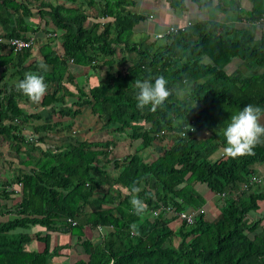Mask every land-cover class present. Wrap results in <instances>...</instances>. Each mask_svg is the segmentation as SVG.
I'll list each match as a JSON object with an SVG mask.
<instances>
[{
  "label": "trees",
  "instance_id": "1",
  "mask_svg": "<svg viewBox=\"0 0 264 264\" xmlns=\"http://www.w3.org/2000/svg\"><path fill=\"white\" fill-rule=\"evenodd\" d=\"M163 1L182 14L199 13L212 0ZM213 1L216 13L235 9L244 26L188 17L155 37L152 21L150 33L135 39L134 26L149 14L134 0H0V36L33 34L37 53L30 57L33 44L13 52L0 43V69L9 73L0 83V142L17 155L11 176L0 181V214H12L0 220V264H48L69 246L78 257L64 264H264V222L252 214L264 190L241 189L253 164L264 163V142L254 155L211 158L224 150L231 115L247 104L264 108V29L257 36L253 30L264 0H248L249 10L235 0ZM232 60L239 63L228 71ZM87 70L96 82L84 86L76 79ZM29 72L43 75L48 89L27 109L30 100L16 84ZM159 75L172 95L155 111L137 108L135 81ZM84 111L97 131L124 134L133 150L116 157V138L71 131ZM49 132L64 137L46 146ZM7 183L19 191L5 190ZM133 185L141 191L132 193ZM202 187L211 193V218ZM133 195L146 204L141 215ZM160 206L203 211L187 225ZM33 225L44 233H10ZM52 231L67 234L66 241L52 246ZM31 239L42 248L22 249Z\"/></svg>",
  "mask_w": 264,
  "mask_h": 264
},
{
  "label": "rangeland",
  "instance_id": "2",
  "mask_svg": "<svg viewBox=\"0 0 264 264\" xmlns=\"http://www.w3.org/2000/svg\"><path fill=\"white\" fill-rule=\"evenodd\" d=\"M136 2V5H135V9L143 12L144 14H151L152 15V18H146L145 20L143 21H140L139 23H137V25H135L134 27V30H133V34H132V37L135 38V39H138V38H141V37H144L147 32H148V23L149 22H155L161 26L162 28L160 29V31H158L157 33H160L163 31V29L166 27V26H170L171 23H178L179 20H184L185 18H187L188 16H190L191 18H195V17H205V16H211V17H216L220 20H227L228 19H232V20H227L229 24H231L232 26H239V27H242L244 26L243 22H238L236 20V10L233 9V10H228L226 11L225 13H216L214 11V8H211L210 3L211 1H209L207 4H206V7L208 8H204L205 5L201 6L200 8V12L199 13H194V12H185V13H182V14H179L177 12H173V11H167L165 8H167L165 6V3L163 0H134ZM154 8H159L157 10H155ZM164 8V9H163ZM152 19V20H151ZM176 19V20H175ZM235 21H237V23L235 24ZM247 26H249V23H247ZM150 33V32H148ZM151 33H155V32H151ZM156 33V34H157ZM159 41H157L158 43ZM36 43V41L33 42V45L34 46ZM38 44V42H37ZM33 52H32V58H35L37 57V53H36V46H34L33 48ZM238 61H235V60H232V65L231 66H228V71L232 70L233 68H235V66H237V63ZM12 79V78H11ZM79 84H82L84 86L86 85H89L91 83H95L96 80L93 79V80H86V76L82 74V76H78L77 79H76ZM85 89H87L85 87ZM179 93H182V92H179ZM42 114L45 115L46 112H41ZM86 113V114H85ZM84 114V115H83ZM83 115V116H82ZM87 112H83L81 113V116L82 118H79L77 121H75L72 129L74 130H77L79 133L81 134H86V137H90L92 136L93 138H100V139H104L106 137H113L116 136V139H117V142L116 145L113 147V150H112V154L116 157H121L123 155H125L126 153L130 152L133 150L132 146L129 145V139L128 138H125V136H123L124 134H119L117 135L116 133H113L110 135L111 132H108L110 131V129H102L101 131H97V129H95L98 125V123H95V120L89 116H87ZM88 122L91 123V128L89 130H85V125H82L84 123H87ZM86 124V125H87ZM94 129V130H93ZM76 131V132H77ZM60 134V133H58ZM61 136V135H60ZM58 138V137H56ZM52 139V138H47L44 140V145H55L57 142H59L58 139ZM62 138V137H60ZM6 142L3 143V148L5 149L7 146H6ZM8 148V147H7ZM8 151V150H7ZM221 152H223L222 149H218L216 152H214L212 155H211V158H215L217 157ZM34 153L36 154L37 151H34ZM156 153L154 152L153 155H155ZM11 158V157H10ZM13 161H15L16 157L13 156ZM19 191V190H17ZM207 189L205 187H202L200 188V192L203 194V195H206V192ZM209 194L207 195L206 198H208ZM211 200L212 199H209L208 198V202L207 204L209 205L208 207H205L206 209V215L208 217H213V212L211 211V208L212 206L210 205L211 204ZM253 214V217H255L254 213ZM12 214L11 213H5V214H0V220H3V219H6V218H9L11 217ZM24 231H27V232H34V231H40L41 233H44V228H41L39 226H36V225H33V226H29L27 228H16L14 230H12L10 233L13 234V235H16L18 232H24ZM88 232V230H87ZM52 238H51V245H56L57 243L58 244H62L63 242H65L66 240V234L65 233H62V232H59V231H52ZM50 236V237H51ZM87 236L93 238V235H91L89 232L87 233ZM14 237V236H13ZM71 240H73V236H71L69 238V242H71ZM95 240V239H94ZM177 241L175 240L174 243H176ZM42 245L43 243L36 240V239H31L30 241H27L25 244H21V247L22 249H25V250H39L42 248ZM72 247L69 246V248H66V249H63L64 253L67 255L66 257L65 256H57V257H53L49 262L48 264H64V262H67V261H72L74 260L76 257H78L74 251L71 249Z\"/></svg>",
  "mask_w": 264,
  "mask_h": 264
},
{
  "label": "clouds",
  "instance_id": "3",
  "mask_svg": "<svg viewBox=\"0 0 264 264\" xmlns=\"http://www.w3.org/2000/svg\"><path fill=\"white\" fill-rule=\"evenodd\" d=\"M38 67L47 70L46 65L41 63ZM168 81L163 75L155 78L137 79L135 88L138 92L135 95L137 108L143 110L150 106L151 111H155L159 106L172 95L167 87ZM17 91L21 92L31 102L39 103L45 96L48 85L45 83L43 75L37 72L25 73L24 78L16 84ZM196 106V105H195ZM194 106V107H195ZM264 108L258 105L247 104L241 110L230 117V121L222 130V135L226 140L224 154L231 158H237L245 155H254V148L262 143L264 137V124L260 123ZM190 130L195 131L190 127ZM132 193H139L141 188L133 185L130 189ZM133 211L136 215H141L146 210L144 201L133 195L130 201ZM101 226H98L100 228ZM130 229L136 231V225H130ZM139 234L138 232L136 233Z\"/></svg>",
  "mask_w": 264,
  "mask_h": 264
},
{
  "label": "crops",
  "instance_id": "4",
  "mask_svg": "<svg viewBox=\"0 0 264 264\" xmlns=\"http://www.w3.org/2000/svg\"><path fill=\"white\" fill-rule=\"evenodd\" d=\"M213 1V0H212ZM210 3L209 6H211V8H213V4H214V1ZM236 2V5H237V8H243L244 10H249L250 9V3L248 0H235ZM206 7V5L204 6V8ZM208 8V7H206ZM155 10L159 9V8H154ZM164 9V8H163ZM166 9V8H165ZM168 11V10H167ZM190 17V16H188ZM187 17V18H188ZM148 18H152L151 14L148 15ZM232 20V19H231ZM238 21V20H237ZM237 21H235V24L237 23ZM239 22V21H238ZM257 24H260V25H257ZM255 24L256 26L253 28V30L255 31V36H257L259 34V27L263 26V29H264V17L261 18L260 20V23H257ZM137 25V24H136ZM135 27V26H134ZM162 27L159 26L157 23H155L152 27V29L150 30V32H158L160 31ZM31 57V56H30ZM32 58V57H31ZM237 61V60H235ZM238 63V62H237ZM72 69H76L77 70V67H72ZM0 75L3 76V79L0 80V83L1 81H5V80H8L9 79V73L6 72L4 74V71H2L0 69ZM92 75V72L91 70H87L85 76H86V80L87 79H90L89 77ZM27 105L26 108H32L34 106L33 102L29 101L26 103ZM87 123H84L82 125H85V130L87 132V130H89L91 128V123L88 122V124L86 125ZM74 125V124H73ZM74 130V129H71V131ZM74 131H77V130H74ZM113 134V133H112ZM61 135V136H60ZM85 137H86V134H83ZM118 135V134H117ZM58 137V138H56ZM60 137H64L63 134H58V133H48L46 134V136L44 137V140L47 139V138H52V139H58V140H62V138ZM92 137V136H90ZM112 138H116V136L113 135ZM4 143V142H3ZM3 143L0 142V181H5L6 179H8L10 176H11V173L12 171L14 170V166H15V163L17 162V155L13 152H10L8 150V148L6 147L5 149L3 148ZM118 143V142H117ZM129 145H131V141L129 142ZM7 146V145H6ZM8 150V151H7ZM13 156L16 157L15 161H13ZM11 157V158H10ZM253 167L255 168L254 169V173L255 174H258V175H261L264 173V163H254L253 164ZM263 179V178H262ZM262 179H260V181L256 184H254L251 188L254 190L255 188L258 187V189L260 190H264V183L262 182ZM263 183V184H262ZM206 192V195H204V197L206 198L207 195L209 194L208 198L211 199V193L208 192V191H205ZM208 198H206V203L204 205V207H208L209 205L207 204L208 202ZM255 216H260L263 218L262 222H264V200L260 201L259 202V208L257 210V212L254 214ZM54 232V231H53ZM88 232L94 236V230H88ZM87 232V233H88ZM52 235V232L51 234ZM67 236V234H66ZM52 238V236H51ZM74 240H71V243H73ZM70 243V245H71ZM73 250V248H72ZM74 251V250H73ZM75 253V252H74ZM76 254V253H75ZM62 256H67V255H62ZM57 257V256H56ZM67 258V257H66ZM70 261V260H69Z\"/></svg>",
  "mask_w": 264,
  "mask_h": 264
},
{
  "label": "built area",
  "instance_id": "5",
  "mask_svg": "<svg viewBox=\"0 0 264 264\" xmlns=\"http://www.w3.org/2000/svg\"><path fill=\"white\" fill-rule=\"evenodd\" d=\"M188 22H186L187 24ZM180 28H182V26H180ZM176 29V26H169L167 28V32L169 31H174ZM52 36L54 35V33L51 34ZM162 35V32L155 34V37H159ZM35 35L31 34V35H26L24 37L21 36H9V37H2L0 36V43H4L7 47H9V49L13 52H17L20 51L24 48H28L33 44V40H34ZM264 176V173L261 175L258 174H251L248 178V180L246 182H244L241 185V189L243 190H248V188L250 186H253L254 184L258 183L260 181V179H262V177ZM18 184H14V183H10V184H5L2 187L5 190H13V191H17L18 190ZM1 187V185H0ZM158 209H164L166 214H174L176 215L180 220H183L185 222V224L190 225L193 222V219L195 217V215L197 213H200L203 211V207L200 208H191V207H186L182 210L179 211H175L172 207L170 206H160ZM152 214L156 215L157 214V209L156 210H152ZM66 222H69L71 225L75 224V221L71 220L70 218H66L65 219ZM98 226L100 225H96L95 229H97L98 231L101 229L98 228Z\"/></svg>",
  "mask_w": 264,
  "mask_h": 264
}]
</instances>
